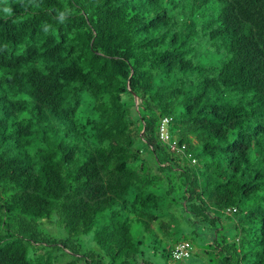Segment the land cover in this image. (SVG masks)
Masks as SVG:
<instances>
[{
  "label": "trees",
  "instance_id": "16d2710c",
  "mask_svg": "<svg viewBox=\"0 0 264 264\" xmlns=\"http://www.w3.org/2000/svg\"><path fill=\"white\" fill-rule=\"evenodd\" d=\"M158 255L264 264V0H0V264Z\"/></svg>",
  "mask_w": 264,
  "mask_h": 264
},
{
  "label": "built area",
  "instance_id": "2783aa9c",
  "mask_svg": "<svg viewBox=\"0 0 264 264\" xmlns=\"http://www.w3.org/2000/svg\"><path fill=\"white\" fill-rule=\"evenodd\" d=\"M167 123H168V119L164 118L160 125L159 137L163 141H168L169 139L167 132ZM172 145L174 146L175 143L172 142ZM191 250H192V245L188 241H181L179 243H176L172 250V259L176 261L182 258H186L190 256Z\"/></svg>",
  "mask_w": 264,
  "mask_h": 264
},
{
  "label": "rangeland",
  "instance_id": "374dc122",
  "mask_svg": "<svg viewBox=\"0 0 264 264\" xmlns=\"http://www.w3.org/2000/svg\"><path fill=\"white\" fill-rule=\"evenodd\" d=\"M47 228H48V230H49L50 232H53V233H55V234H57V235H60V234L63 233V231H62L61 229L56 228L55 226H49V225H48ZM78 240L80 241L81 245H82L85 249L92 250V251L95 250V246H94L93 241L91 240V235H90V234L85 235V236H82V237H80ZM194 246H195V245H194ZM195 259H196V258H192V262H195ZM153 261H154L155 264H185L184 261L176 263V262H173L171 259H162V258L160 257V255H158L156 258H154Z\"/></svg>",
  "mask_w": 264,
  "mask_h": 264
}]
</instances>
